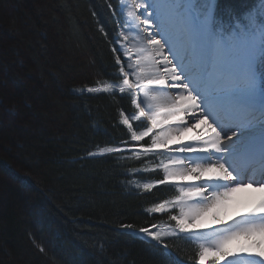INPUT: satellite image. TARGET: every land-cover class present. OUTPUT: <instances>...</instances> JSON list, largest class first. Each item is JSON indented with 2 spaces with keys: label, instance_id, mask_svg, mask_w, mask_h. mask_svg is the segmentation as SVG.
<instances>
[{
  "label": "trees",
  "instance_id": "16d2710c",
  "mask_svg": "<svg viewBox=\"0 0 264 264\" xmlns=\"http://www.w3.org/2000/svg\"><path fill=\"white\" fill-rule=\"evenodd\" d=\"M110 2L0 0V264L196 262L199 247L185 235L157 244L136 234L175 228L177 209L148 210L177 187H139L162 178L164 155L138 160L127 150V91L79 94L119 87ZM115 146L120 154L100 155Z\"/></svg>",
  "mask_w": 264,
  "mask_h": 264
},
{
  "label": "snow or ice",
  "instance_id": "6c2138e0",
  "mask_svg": "<svg viewBox=\"0 0 264 264\" xmlns=\"http://www.w3.org/2000/svg\"><path fill=\"white\" fill-rule=\"evenodd\" d=\"M241 2L245 5L242 8L235 0L110 2L114 23L119 26L113 43L122 41L115 48L120 75L114 79L120 81L119 87L106 84L79 92H111L115 96L117 91H127L136 108L134 118L147 121L136 127L133 117L121 113V124L131 141L143 142L130 149L138 160L141 156L180 154L160 163L161 179L139 185L147 193L172 181L190 182L179 187L174 200L158 202L148 210L156 214L179 207V215L170 214L175 228L152 231L141 227L138 236L157 244L177 232L194 236L195 222L231 194L249 190L261 194L242 218L218 228L212 243H200L196 264H206L209 255L214 256L210 264H234L238 257L227 251L226 245L241 236L261 237L260 242L253 241L241 251L254 264H264V175L259 179L246 176L238 166L241 159H258L264 167V0ZM164 89L172 94L163 97L162 106L154 105L152 101L161 98L150 92ZM155 107L160 110L154 111ZM121 151L120 146L109 147L100 155ZM95 155L88 153L90 158ZM197 197L202 199L188 205ZM122 226L134 230L132 224Z\"/></svg>",
  "mask_w": 264,
  "mask_h": 264
},
{
  "label": "bare ground",
  "instance_id": "6f19581e",
  "mask_svg": "<svg viewBox=\"0 0 264 264\" xmlns=\"http://www.w3.org/2000/svg\"><path fill=\"white\" fill-rule=\"evenodd\" d=\"M144 84L147 85V81L144 80L143 81ZM151 88H158V86L156 85H152ZM150 95H158L161 99L157 100V101H152V103L154 105H159L162 106L164 104V100L163 97L168 95L165 90L160 91V92H150ZM156 109H159V107H156ZM160 110V109H159ZM168 130H173L171 126H165ZM191 135V134H189ZM188 137H185V140H187ZM244 159L239 160V164L238 166L240 167L241 170L244 169V163H243ZM255 164V162H254ZM258 170H255V174H257ZM255 174L253 175V177L255 178ZM183 182H187L190 183L188 181H183ZM261 194L257 193V192H252V191H238L235 192L233 194H231L227 200L223 201L221 203V205H219L216 209H213L212 211H210L209 213H206L203 217H201L198 221H196V228L197 229H206V230H211L212 229L218 227V223H223V224H231L234 223L235 220H238L240 218H242V216L246 213L247 209L249 208V206L252 205V203L255 202H259V198H260ZM202 198L197 197L194 198L192 201L188 202V205L190 206H194L197 204V202L199 200H201ZM209 228V229H208ZM215 234L214 238H216V231L212 232ZM253 241L255 242H260L261 241V237L256 236V237H252V238H248V237H238L237 239L232 241V244H239V248H237V253H236V257H238L236 264H254V260L252 258H249L247 256V253L242 252L241 250L245 247H251ZM237 246V247H238ZM259 249H254V251H257ZM209 257V256H208ZM207 257V258H208ZM206 258V259H207ZM259 259V258H256Z\"/></svg>",
  "mask_w": 264,
  "mask_h": 264
},
{
  "label": "rangeland",
  "instance_id": "374dc122",
  "mask_svg": "<svg viewBox=\"0 0 264 264\" xmlns=\"http://www.w3.org/2000/svg\"><path fill=\"white\" fill-rule=\"evenodd\" d=\"M120 43H122V41H120ZM120 46V45H119ZM145 55H147V53H145ZM135 56H134V60H135ZM144 83V82H143ZM146 85V84H145ZM147 86V85H146ZM151 87V86H150ZM140 98H143V96H142V94H141V97ZM154 111H158L159 109H156V107L153 109ZM158 128H159V126H158ZM172 154V157H177L178 156V153H175V152H172L171 153ZM180 155V154H179ZM179 157V156H178ZM183 186H186V184H183ZM255 186V185H254ZM250 207V206H249ZM219 224H223V223H218V225ZM224 226V225H223ZM223 226H221V227H218V228H222ZM209 228H213V226L212 227H209ZM208 228V229H209ZM217 228V229H218ZM217 229H212V230H206V229H204V230H206V231H209L210 233H211V235H210V233H208V232H200V233H197L196 235H194L195 236V238L198 240V242H200V243H204V242H208V244H210V243H212V241L215 239L213 236H215V234L214 233H212V232H215ZM199 231H204L203 229L201 230V229H198ZM211 237H213V239L211 238ZM239 244H232V241L228 244V245H226V250L227 251H229V252H231V253H234L235 255H236V251H237V248H239V246H238ZM238 246V247H237ZM210 256H212V255H209V257ZM208 257V258H209ZM207 258V259H208ZM212 259H214V256H212ZM236 261H237V259L234 261V264H236ZM222 263H223V261H222ZM206 264H210V263H208L207 261H206Z\"/></svg>",
  "mask_w": 264,
  "mask_h": 264
}]
</instances>
